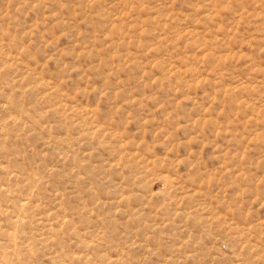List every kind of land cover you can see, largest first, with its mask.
Here are the masks:
<instances>
[{"label":"rangeland","instance_id":"1","mask_svg":"<svg viewBox=\"0 0 264 264\" xmlns=\"http://www.w3.org/2000/svg\"><path fill=\"white\" fill-rule=\"evenodd\" d=\"M0 264H264V0H0Z\"/></svg>","mask_w":264,"mask_h":264}]
</instances>
